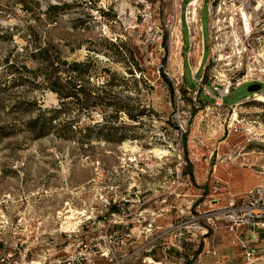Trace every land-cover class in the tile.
<instances>
[{
	"label": "rangeland",
	"instance_id": "obj_1",
	"mask_svg": "<svg viewBox=\"0 0 264 264\" xmlns=\"http://www.w3.org/2000/svg\"><path fill=\"white\" fill-rule=\"evenodd\" d=\"M192 4L0 0V231L9 244L23 215L37 256L53 236L52 256L96 254V264H239L241 231L208 218L264 186V99L248 83L216 106L199 89ZM47 46L70 97L42 84L52 67L34 53ZM51 107L62 124L37 137L26 123Z\"/></svg>",
	"mask_w": 264,
	"mask_h": 264
},
{
	"label": "built area",
	"instance_id": "obj_2",
	"mask_svg": "<svg viewBox=\"0 0 264 264\" xmlns=\"http://www.w3.org/2000/svg\"><path fill=\"white\" fill-rule=\"evenodd\" d=\"M203 2L204 0H193L192 4V7L197 9L194 18L195 36L192 39L196 41L198 59L201 58L197 61L195 73L203 69V75L198 81L199 89L210 97L216 106L225 105L224 98L230 95L235 87L248 83L261 85V93L254 92V98L259 97L258 94L264 96V0H210L211 51L205 64H202L204 39L200 16ZM181 35L182 33L179 35L180 38ZM183 68L184 65L180 62L178 71L181 77L176 80L183 78ZM208 81L211 87L207 84ZM235 106L237 105L234 104L232 108ZM212 190L220 193L221 182H216ZM217 202L219 199L214 201L218 204ZM216 211L208 218L211 224H214V219H222L232 231L243 226L264 227V186H254L247 193L231 198ZM25 220L26 217L22 215L18 222L19 228L17 225L11 227L13 244H9L6 240L9 230L1 226L7 231H0V264H85L86 260L96 264L93 259L98 257L96 254L90 259L80 252L76 257L69 256V259L52 256L50 240L53 236L42 237H46L47 249L37 256L35 239H30L32 238L30 236L24 237L28 232L27 225L23 226ZM22 226L24 229L20 228ZM21 230L24 232L21 233ZM18 235L22 237L17 238ZM42 244L43 242L40 243ZM241 249L247 257L245 264H252L254 250L250 249L245 241H241Z\"/></svg>",
	"mask_w": 264,
	"mask_h": 264
},
{
	"label": "trees",
	"instance_id": "obj_3",
	"mask_svg": "<svg viewBox=\"0 0 264 264\" xmlns=\"http://www.w3.org/2000/svg\"><path fill=\"white\" fill-rule=\"evenodd\" d=\"M35 56H39L41 61L46 64V66H43V70L47 71L48 67H52L51 71L43 73V83L44 86H46L47 89H51L55 91L59 96L61 97H70L72 96V92L70 88L67 87V85H62L60 82L61 75L55 74L56 69V61L51 57L49 53V47H40V49L37 50V52L34 53ZM66 82H68V79L66 78ZM171 88L173 90V86L171 85ZM60 108L58 107H51L49 109H44L42 112L34 117L33 119H29V121L26 123L27 128L36 135L37 137L44 136L45 134L49 133L50 129L52 127H55L58 125H61L62 123H58L60 121V118L58 117V113H60ZM72 119L67 120L65 123L66 125H69V127L73 124ZM7 135V134H4Z\"/></svg>",
	"mask_w": 264,
	"mask_h": 264
},
{
	"label": "crops",
	"instance_id": "obj_4",
	"mask_svg": "<svg viewBox=\"0 0 264 264\" xmlns=\"http://www.w3.org/2000/svg\"><path fill=\"white\" fill-rule=\"evenodd\" d=\"M238 230L241 231L239 240H240V249L241 241L248 243L250 249L254 250L255 255L251 258L253 261L252 264H264V227L261 226H243L239 227ZM215 255L218 253L214 250ZM242 252V249H241ZM225 258L227 255H223ZM218 258V257H217ZM239 264H245L247 262L246 255L242 252L240 257L237 259ZM236 261H230V257L223 260V264H235ZM216 264H221L220 258L215 262Z\"/></svg>",
	"mask_w": 264,
	"mask_h": 264
},
{
	"label": "bare ground",
	"instance_id": "obj_5",
	"mask_svg": "<svg viewBox=\"0 0 264 264\" xmlns=\"http://www.w3.org/2000/svg\"><path fill=\"white\" fill-rule=\"evenodd\" d=\"M193 8V7H192ZM196 8H193L192 10H191V20L192 21H194V18H196ZM201 60V58L200 59H198V61H200ZM258 98L260 99V100H263L264 99V96L262 95V94H258ZM238 109V108H237ZM237 109L235 108L234 109V111H233V119L236 121V120H238V111H237ZM157 151V150H156ZM158 151H160V150H158ZM161 153H164V154H167V151H160ZM73 209H71L70 208V211H72ZM74 217V213H72V214H70V215H68V217L67 218H73Z\"/></svg>",
	"mask_w": 264,
	"mask_h": 264
},
{
	"label": "water",
	"instance_id": "obj_6",
	"mask_svg": "<svg viewBox=\"0 0 264 264\" xmlns=\"http://www.w3.org/2000/svg\"><path fill=\"white\" fill-rule=\"evenodd\" d=\"M261 89V85L260 84H251L250 86H249V90L251 91V92H257V91H259Z\"/></svg>",
	"mask_w": 264,
	"mask_h": 264
}]
</instances>
